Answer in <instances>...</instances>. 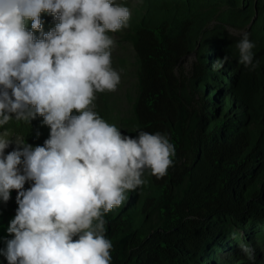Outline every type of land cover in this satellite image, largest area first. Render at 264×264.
I'll use <instances>...</instances> for the list:
<instances>
[{"label": "trees", "instance_id": "trees-1", "mask_svg": "<svg viewBox=\"0 0 264 264\" xmlns=\"http://www.w3.org/2000/svg\"><path fill=\"white\" fill-rule=\"evenodd\" d=\"M116 2L130 18L108 34L133 48L136 83L126 93L127 115L116 111L112 90L95 93L94 111L122 135L167 134L175 154L165 175L146 169L147 183L126 190L121 205L103 213L110 264H264V0ZM41 23L47 32L57 21L41 13ZM244 32L255 43L258 66L251 71L238 63L235 47ZM226 53L229 62L213 70ZM42 120H11L3 128L35 147L50 135ZM16 195L12 189L0 201V248L14 235L6 229ZM239 240L255 249L254 262ZM0 264H8L3 255Z\"/></svg>", "mask_w": 264, "mask_h": 264}, {"label": "clouds", "instance_id": "clouds-1", "mask_svg": "<svg viewBox=\"0 0 264 264\" xmlns=\"http://www.w3.org/2000/svg\"><path fill=\"white\" fill-rule=\"evenodd\" d=\"M41 13L57 21L47 32ZM129 18L116 0H0V201L16 189L18 204L6 229L14 235L0 248L8 264H110L103 213L121 205L126 190L147 183L146 169L159 178L172 164L167 134L122 135L94 111L95 93L120 82L108 33ZM235 47L238 63L254 70L255 43L247 32ZM229 60L226 53L211 68ZM38 115L50 127L43 145L12 139L3 128ZM10 144L16 147L5 153ZM238 247L254 262L249 242L239 240Z\"/></svg>", "mask_w": 264, "mask_h": 264}, {"label": "rangeland", "instance_id": "rangeland-1", "mask_svg": "<svg viewBox=\"0 0 264 264\" xmlns=\"http://www.w3.org/2000/svg\"><path fill=\"white\" fill-rule=\"evenodd\" d=\"M230 32L234 35L239 34V32L233 29H230ZM113 40L114 46L111 49V64L118 71L120 82L112 92L116 103L115 109L120 116H124L130 112V104L126 98V93L130 89H133L136 83L134 76L135 67L133 65L134 51L129 44L122 42L118 36L113 37ZM193 59V56H189L184 60L182 64L183 71L188 72L191 70ZM1 236L2 231L0 230V238Z\"/></svg>", "mask_w": 264, "mask_h": 264}]
</instances>
